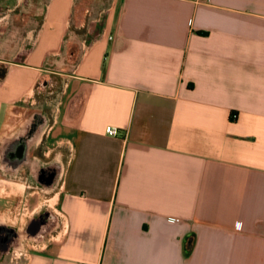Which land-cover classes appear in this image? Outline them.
<instances>
[{"label": "crops", "instance_id": "obj_1", "mask_svg": "<svg viewBox=\"0 0 264 264\" xmlns=\"http://www.w3.org/2000/svg\"><path fill=\"white\" fill-rule=\"evenodd\" d=\"M9 142L0 264H264V0H0Z\"/></svg>", "mask_w": 264, "mask_h": 264}, {"label": "water", "instance_id": "obj_2", "mask_svg": "<svg viewBox=\"0 0 264 264\" xmlns=\"http://www.w3.org/2000/svg\"><path fill=\"white\" fill-rule=\"evenodd\" d=\"M29 132V131H28ZM28 132H26V130L22 133H20V135L14 140V141H18V143H22V144H26V143H31L32 141H35L37 139V134L38 131H33V129L30 131L31 134H28ZM34 132V133H33ZM34 134V135H32ZM30 135V136H28ZM12 142L10 143H4L1 150H0V168L3 169L4 171H9V172H14L15 167L13 166H8L5 164L6 162V157H15L17 156V154L15 153L14 150L11 149V145ZM51 225V221L49 220V218L47 217H40V219H37L36 221H34L28 232L25 233V235L27 233L30 232H43L45 231L49 226ZM17 242V237L11 233L9 230L4 229V227H2L0 225V251L3 250L5 247L7 246H15Z\"/></svg>", "mask_w": 264, "mask_h": 264}, {"label": "built area", "instance_id": "obj_3", "mask_svg": "<svg viewBox=\"0 0 264 264\" xmlns=\"http://www.w3.org/2000/svg\"><path fill=\"white\" fill-rule=\"evenodd\" d=\"M201 1L207 2L208 0H201ZM105 133L111 137H118L120 135V132L118 129L110 127V126L105 128Z\"/></svg>", "mask_w": 264, "mask_h": 264}, {"label": "rangeland", "instance_id": "obj_4", "mask_svg": "<svg viewBox=\"0 0 264 264\" xmlns=\"http://www.w3.org/2000/svg\"><path fill=\"white\" fill-rule=\"evenodd\" d=\"M97 6L99 7V4Z\"/></svg>", "mask_w": 264, "mask_h": 264}]
</instances>
